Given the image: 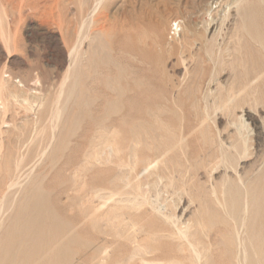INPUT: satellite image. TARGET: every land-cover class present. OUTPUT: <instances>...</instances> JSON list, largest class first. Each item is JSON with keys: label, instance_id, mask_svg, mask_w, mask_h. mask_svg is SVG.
Instances as JSON below:
<instances>
[{"label": "bare ground", "instance_id": "6f19581e", "mask_svg": "<svg viewBox=\"0 0 264 264\" xmlns=\"http://www.w3.org/2000/svg\"><path fill=\"white\" fill-rule=\"evenodd\" d=\"M93 1L90 16L106 0ZM259 3L264 5V0ZM91 18L88 22L81 20L74 44L58 61L59 68L63 63L65 67L52 100L44 94L37 76L16 79L7 63L2 62L0 52V264H74L68 260L73 253L69 244L76 241L77 226L64 221L48 203L52 192L44 187L46 176L34 174L27 164L34 157L40 164L44 158L54 161L59 150L65 151L83 109L96 100L94 89L87 83L94 80L95 57L99 51L106 54L109 41L105 40L103 27L89 31ZM253 38L264 51V39L257 29ZM65 40L62 39L64 44ZM84 41L86 48L81 49ZM206 43L207 51H211L213 37H207ZM119 53L125 55L124 62L114 61L107 48L106 87L107 92L115 90L124 103L122 130L97 125L103 130L98 135L101 141L95 137L99 143L92 146L96 150L91 147L93 151L84 152L86 164L92 159L100 161L102 156H106L105 162L117 158V170L107 179V201L101 202L106 198L102 188H92L86 198L77 197L86 218L94 223L107 221V264H112L117 246L118 259L113 264H264V223L258 229L255 226L259 199L255 184L264 179V173H253L252 166L245 163L251 155L252 130L264 140V98L258 90L264 82V67H256L252 76L242 70L222 80L212 67L209 78L214 87L207 95L198 98L193 91L184 89L186 105L176 94L170 104L155 109L146 105L145 116L140 119L135 116L136 97L142 85L136 52L129 47ZM181 80L177 85L184 83L185 79ZM199 90L200 83L196 92ZM14 100L26 105L25 117L18 123L14 115L7 118ZM117 101L107 93V112ZM46 104L53 124L46 136L43 126L38 129L34 137L39 142L30 140L24 130L28 125L40 124V112ZM68 120L70 126L62 135ZM239 162L243 163L238 171ZM263 163L264 153L260 164ZM217 171L221 173L214 177ZM192 181L200 185L199 193L198 188L187 190V183ZM160 183L164 191L172 187L169 199L161 197ZM94 199L100 203L95 204ZM227 219L235 220L232 228L225 222ZM217 221L223 228H216L218 234L212 236L210 230Z\"/></svg>", "mask_w": 264, "mask_h": 264}, {"label": "rangeland", "instance_id": "374dc122", "mask_svg": "<svg viewBox=\"0 0 264 264\" xmlns=\"http://www.w3.org/2000/svg\"><path fill=\"white\" fill-rule=\"evenodd\" d=\"M236 2L237 0H220V2H212V0H106L101 7L103 10L100 8L94 16H90L88 10L93 6V0H81L79 1L81 5L78 4V0L77 3L76 0H0V52L3 53L2 62L7 63V68L10 69L16 79H29L37 76L40 87L44 90L48 100L54 99L55 94L53 91L56 93L57 86L61 81L60 76L62 78L63 75L65 63L59 68L58 61L74 44L75 33L78 31L82 19H86L88 22L92 17L93 25L91 24L89 31L93 32L103 27L106 32L105 40L109 41V45L106 44L105 46L106 54L99 51L95 57V74L92 72L94 80L87 83L94 89L93 94L96 100L88 108L83 109L76 125L77 128L74 134L69 137L68 148L65 151L59 150L54 161L44 158V162L40 164L41 161L34 157L35 160L32 161V159V162L29 161L27 164L30 165L27 168L33 169L34 174L46 176L44 187L52 192L48 203L54 207L64 221L77 226L76 241L69 244V248L73 251L68 257L69 261L72 260L74 264H107V221L97 220L98 222L94 223V221L86 218V212L79 207L77 200L78 196L85 198L87 195L90 196L92 188H102L105 189L103 193L106 198L101 199V202L107 201V179L117 170L118 160L115 157H111L109 161L105 162L104 158L106 156H102L100 161L96 162L92 159L89 164H86L84 160L86 155L84 152L93 151L91 150L92 145L99 143L95 139H100L98 135L103 132L101 129L104 126L105 128L115 126L119 131L123 127L124 103L121 98H118L115 90L107 92V48L110 49L113 60H121V62H124L126 57L120 54V51L132 47L136 52L138 74L142 81L141 91L136 97L135 104V116L137 118L141 119L145 116L144 107L146 105L150 109H155L156 106L170 104L172 96H176V94H179L180 102L186 105L184 89L189 90L188 93L193 91L198 98H202V95H207L213 89L214 83L212 82L214 81L209 78L213 68L218 73L217 77L222 80L228 76L232 78L236 73H242V70L243 74L247 71L248 75L252 76V72L256 67H264V51L253 38V33L257 29L262 39H264V5L260 4L259 0H238ZM214 6L216 7L214 8ZM242 10H245L244 18H242ZM175 20L179 24L177 35H171L170 27ZM238 27L240 28L238 29ZM237 32H240V35ZM211 36L213 37L212 50L207 51L209 43H206V39ZM62 39L63 41L66 39V46ZM10 41L12 44H10ZM3 42L5 45H3ZM85 44H87V41H84L81 49L86 48ZM5 47L9 50L8 53ZM6 56H8L7 61L9 63L5 61ZM99 56L100 58H98ZM214 64L215 66H213ZM229 65L233 67V71L230 70ZM242 65L243 68H241ZM110 68L112 72L115 71L112 65ZM183 75H185V78H182ZM181 79L185 80L179 86L177 84ZM199 83L200 90L196 92ZM258 90L264 98V82L261 83ZM49 91H51L50 94ZM175 91L177 93H174ZM107 93L113 99L118 100L115 103L116 105L114 104L109 108L108 112ZM211 99L210 96L209 101ZM12 102L7 118L10 119V116L14 115L15 121L18 123L25 117L26 110L24 106L26 105L16 100ZM48 108L49 106L46 104L45 108L41 110L40 124L36 127L28 125L24 130V134L29 136L30 140L40 141L34 136L39 132L41 126L45 129V136L48 134L47 131L50 130V126L53 124L50 116H48L51 113ZM73 108L77 110L76 107ZM113 108H115L114 112ZM117 108L120 109V112L116 111ZM34 109L36 110L37 107L34 106ZM115 112L118 113L113 114ZM31 114L33 113L29 114L30 117H32ZM97 125L101 129H98ZM69 126L70 122L68 120L64 123L62 135L67 133ZM30 128L33 129V132ZM95 129H97V133ZM255 131L254 129L251 132L250 159L245 163L252 166L253 173L255 171V173H264V163L260 164L264 153V140L258 138ZM35 144L38 145V143ZM43 145L44 142L41 147ZM96 148L93 147L94 150ZM242 163L239 162L238 171L241 169L239 167ZM75 170L78 173H74ZM220 173V171H217L212 175L215 177ZM230 174L234 175L232 172ZM204 177H202V180L205 179ZM263 183L264 179L255 184V190L259 196L255 218L257 229L264 223ZM159 185L161 197L169 199V192L172 187L170 186L167 192L164 191L163 183ZM186 187L188 191L189 189L198 188V193L201 189L195 181L187 183ZM163 191L165 194H163ZM217 191L219 194L218 189ZM94 203H100V200L98 202L94 199ZM219 212L222 213L220 210ZM234 221V219H227L225 222L229 228H232ZM221 226L222 223L217 221L215 227L210 230L211 235L218 234L215 229L221 228ZM119 249L120 247L117 246L115 252H113L115 254H113L112 264L118 259ZM100 259H103V261H100Z\"/></svg>", "mask_w": 264, "mask_h": 264}, {"label": "built area", "instance_id": "2783aa9c", "mask_svg": "<svg viewBox=\"0 0 264 264\" xmlns=\"http://www.w3.org/2000/svg\"><path fill=\"white\" fill-rule=\"evenodd\" d=\"M178 27H179L178 22L176 20L173 21L172 24H171V27H170V33H171V35H175L177 33Z\"/></svg>", "mask_w": 264, "mask_h": 264}]
</instances>
